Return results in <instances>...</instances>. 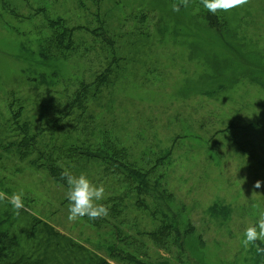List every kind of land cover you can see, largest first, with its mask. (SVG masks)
Returning <instances> with one entry per match:
<instances>
[{
    "label": "rangeland",
    "instance_id": "374dc122",
    "mask_svg": "<svg viewBox=\"0 0 264 264\" xmlns=\"http://www.w3.org/2000/svg\"><path fill=\"white\" fill-rule=\"evenodd\" d=\"M6 1L0 2V191L8 196L22 191L23 210L103 257L115 225L134 236L149 232L151 211L160 202L166 210L163 200L152 204L151 197L145 199L147 211L137 207L124 174L85 161L73 175L83 173L93 184H103L104 199L97 203L108 207L109 214L70 222L68 185L56 184L9 148L15 133L8 106H23L20 121L36 132L44 128L52 118V102L68 106L66 96L54 91L70 94L100 70L104 52L94 31L104 29L118 38L126 58L120 69L125 71L102 99L88 102L97 123L92 132L118 137L139 167L159 165L157 176H163V187L171 195L167 205L180 229L189 226L190 231L181 245L172 243L168 251L145 236L135 237L133 245L164 264H260L259 259L264 264V254L241 243L245 229L264 210V0L216 14L199 0H189L179 12L171 9L176 0ZM207 14L217 17L213 29L198 21L210 19ZM58 18L77 28L75 53L69 60L53 59L43 70L47 76L56 72L53 86H39L44 27L47 20ZM66 137L58 131L52 136L60 144ZM163 153L168 154L165 160ZM257 180L262 186L254 189ZM119 196L125 199L123 209L113 216V200ZM26 241L19 238L17 246Z\"/></svg>",
    "mask_w": 264,
    "mask_h": 264
},
{
    "label": "trees",
    "instance_id": "16d2710c",
    "mask_svg": "<svg viewBox=\"0 0 264 264\" xmlns=\"http://www.w3.org/2000/svg\"><path fill=\"white\" fill-rule=\"evenodd\" d=\"M0 2L7 1L0 0ZM3 6L7 8L6 4ZM43 11L39 10V12ZM10 12L14 14V11L10 10ZM14 15L21 17L16 13ZM207 17L210 18L208 14ZM216 18L212 16L210 19L206 18V21L200 19L198 21L213 29L214 21L212 20ZM44 30H46V37L38 53L40 72L36 83L39 86L51 87L53 83L50 81L56 78V72L47 76L43 70H48L47 66L51 65L53 59L56 61L69 60L70 54L75 53L73 35L77 28L68 27L63 19L58 18L47 20ZM102 30L94 31L101 38L99 42L104 52L101 53L103 58L100 62V70L94 73L91 81L80 83L70 94L54 91L55 94L66 96L68 106L63 107L52 102L50 105L52 118L39 132H36V128L29 127L27 122L20 121L23 106L14 110L12 104L7 105L10 109L11 131L15 133L11 136L12 141L9 143V148L15 149L11 152L15 157L26 161L33 169L43 171L42 173L56 184L64 186H67L66 180L61 176L64 170L74 174L85 161L105 164L112 174H124V178L128 181L127 185L130 187L128 190L133 192L137 207H144L147 211L148 204L145 199L151 197L152 204L163 200L166 210L164 211L160 202L159 208L151 211L149 217L153 223V229L149 232H138L134 236V233L123 232L115 225L112 228L114 230H110L112 241L103 247L107 257H103L64 237L46 223H41L38 218L34 217V214H28L21 209L19 216H16L10 204L6 201L0 202V264H164V260L150 259V253L146 251V248L133 245L137 242L135 237L145 236L159 250L168 251L172 243L181 245L184 237L190 232L189 226L184 231L180 229L176 216L167 205L171 201V195L163 187V176L161 174L157 176L159 165L154 164L150 167L152 163L150 162L149 167H139L137 158H133L130 149L120 143L118 137L109 138L108 133L110 132L107 131H102L100 135L92 132L97 123H95L92 108L88 109V102L102 99L106 91L113 89L115 83L121 81V74L125 70L120 69V64L126 61V58L120 54L118 38ZM96 57L97 60L100 58L99 52ZM27 78L29 79L30 76ZM78 122L81 126L77 125ZM55 131L60 132L62 136H67L61 142L62 144L56 141L57 144L53 140L52 136ZM41 133L47 135L42 136ZM44 137H47L46 142H42ZM49 139H52L50 147L47 146L50 143ZM141 150V156H145L146 150L144 148ZM167 156L168 154L164 156V153L160 155L164 160ZM123 202H125L123 196L113 200V216L121 212ZM91 226L95 229L98 224L94 222ZM22 237L27 240L26 243L17 246L19 245L17 240ZM96 248L101 249L97 246ZM257 261L260 264L263 263L260 259Z\"/></svg>",
    "mask_w": 264,
    "mask_h": 264
},
{
    "label": "clouds",
    "instance_id": "9594fccd",
    "mask_svg": "<svg viewBox=\"0 0 264 264\" xmlns=\"http://www.w3.org/2000/svg\"><path fill=\"white\" fill-rule=\"evenodd\" d=\"M199 3L208 12L216 14L217 12H230L233 9L242 8L249 3V0H199ZM188 6L189 0H176L171 5V9L173 12H179L181 7L187 8ZM61 176L68 185L66 198L69 201L68 220L70 222H75L85 216L92 221L108 216V207L102 203H97L104 199L105 188L103 184H93L85 174L73 175L68 170H64ZM261 186L260 180L253 184L254 189H259ZM256 194L260 195L259 193ZM23 195L22 191L14 192L11 196L0 191V202L6 201L11 205L14 214L19 216L20 210L25 207ZM257 241L264 242V210L259 211L256 223L245 229L241 243L245 249H248L250 245L255 246L258 254H264V248L259 247L256 244Z\"/></svg>",
    "mask_w": 264,
    "mask_h": 264
}]
</instances>
